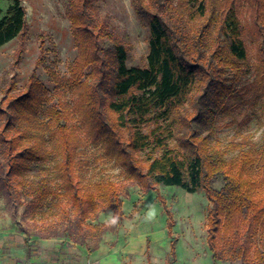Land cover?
<instances>
[{
	"label": "trees",
	"instance_id": "obj_1",
	"mask_svg": "<svg viewBox=\"0 0 264 264\" xmlns=\"http://www.w3.org/2000/svg\"><path fill=\"white\" fill-rule=\"evenodd\" d=\"M10 1L0 17V46L26 32L21 0ZM65 1L76 54L67 75L52 67L46 71L72 99H59L40 119L47 89L35 69L22 88L11 81L0 90V181L9 196L22 194L34 209L46 207L53 216L60 206L55 216L73 218L83 233L114 228L126 184L110 177L83 180L77 148L90 141L124 169L127 183L143 191L151 182L203 191L210 205L205 240L213 264H264V191H251L243 180L249 154L257 151L264 181V127L259 143L240 126L225 142L215 136L221 127L217 114L231 115L235 105L249 101L246 91L253 92L254 103L264 98V0H131L148 30L145 66L126 64V35L97 14L96 0ZM21 52L22 45L15 62ZM251 72L253 82L240 87ZM37 161L52 162V178L18 176ZM218 178L224 182L220 188L214 187ZM156 196L173 260L175 219L165 199ZM108 209V221L86 222Z\"/></svg>",
	"mask_w": 264,
	"mask_h": 264
},
{
	"label": "rangeland",
	"instance_id": "obj_2",
	"mask_svg": "<svg viewBox=\"0 0 264 264\" xmlns=\"http://www.w3.org/2000/svg\"><path fill=\"white\" fill-rule=\"evenodd\" d=\"M10 4V0H0V17L7 12ZM21 4L26 11V32L22 39L14 37L0 46V90L11 81H15L16 85L22 88L31 71L35 69L37 76L47 89V100L38 109V117L44 119L47 108L56 104L59 99H72L70 93L58 91L46 68L52 67L60 75H67V66L74 58L76 48L72 41L70 23L65 15V0H21ZM94 6L100 17L104 18L118 33L126 35L129 46L126 64L145 66L148 55V30L137 19L131 0H96ZM246 42L249 56L254 61L253 46L248 40ZM20 45H22V52L19 60L15 62L16 51ZM103 45L108 46V42H103ZM39 57L41 63L37 65ZM253 80L254 73L251 72L244 78L240 87L242 85L247 87ZM245 98L249 101L235 105L231 115L224 112L217 114V122L221 127L215 136L221 141H227L240 126L244 132L252 134L253 141L259 143L264 127V98L254 103L251 90L245 92ZM256 148L254 150H257ZM256 152L249 154L250 160L245 165L243 180L251 191L263 192L264 181L261 169L256 165ZM76 158L82 162L84 181L110 177L126 184L122 189V216L118 224L101 235L93 236L88 230L83 233L73 218L68 220L55 216L61 212L60 206L54 207L53 212L56 213L54 216L46 210V207L34 209L22 194L13 200L0 181V244H3L4 248L8 249L9 245L18 246L13 242L15 234H20L25 241L21 246L24 250H29L28 247L32 244L26 240H33L35 236L64 237L84 244L89 249L96 247L102 240L108 238V235H113L120 230L122 233L147 238L148 249L141 257H136L137 264H169L172 260L169 249L165 246L157 247V242L151 244L149 237V234H157V232L166 233V215L156 196L159 193L173 212L175 219L173 234L176 237V243L177 240L180 241V260H186L192 253L204 258L202 252L208 249L205 237L206 216L210 205L203 191L189 193L175 185L152 182V187L143 191L138 183H127L124 169L104 154L102 146L90 141L84 142L77 148ZM52 172L51 161H37L34 166L23 168L18 176L23 175L30 180H35L42 177L52 178ZM223 183L222 179L218 178L214 187L220 188ZM18 191L21 192V187ZM111 216L112 210L108 209L99 213L97 218L87 219L86 222L102 224ZM256 221L257 219L254 218L258 237ZM167 238L170 241V236L167 235ZM158 242H160L159 239Z\"/></svg>",
	"mask_w": 264,
	"mask_h": 264
},
{
	"label": "crops",
	"instance_id": "obj_3",
	"mask_svg": "<svg viewBox=\"0 0 264 264\" xmlns=\"http://www.w3.org/2000/svg\"><path fill=\"white\" fill-rule=\"evenodd\" d=\"M94 248H87L86 245L64 237H34L33 240H26L31 243L29 250L21 246L25 243L23 236L15 234L16 245H9L7 248L0 244V264H137L136 257H141L148 249L147 238L137 237L131 234L117 232L108 235ZM150 243H156L157 247L169 249L170 241L167 233L157 232L149 234ZM158 239L160 242H158ZM12 243V240H10ZM179 243L175 242V259L171 264H213L209 249L205 250L203 257L192 253L186 260H180ZM141 264V263H139ZM216 264H230L228 261L217 260ZM231 264H242L239 261Z\"/></svg>",
	"mask_w": 264,
	"mask_h": 264
}]
</instances>
